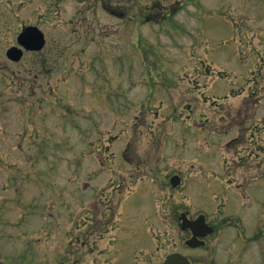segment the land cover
<instances>
[{
	"label": "rangeland",
	"instance_id": "1",
	"mask_svg": "<svg viewBox=\"0 0 264 264\" xmlns=\"http://www.w3.org/2000/svg\"><path fill=\"white\" fill-rule=\"evenodd\" d=\"M177 1L129 0L121 18L99 0H0V264H153V250L161 264L175 249L231 264L233 241L259 264L264 0L146 20ZM28 24L46 46L13 61ZM187 210L216 224L204 249L185 248Z\"/></svg>",
	"mask_w": 264,
	"mask_h": 264
},
{
	"label": "water",
	"instance_id": "2",
	"mask_svg": "<svg viewBox=\"0 0 264 264\" xmlns=\"http://www.w3.org/2000/svg\"><path fill=\"white\" fill-rule=\"evenodd\" d=\"M18 41L20 44L24 45L28 49H41L44 46L46 39L42 30H40L38 27L28 26L19 35ZM22 54H23V50L16 46L11 47L8 50V56L15 60L20 59ZM172 181L176 185L177 183L180 182V179L178 176H174ZM181 218L183 219L182 226L184 228L191 227L195 233V236L188 241L190 245L195 246L203 243L198 239L197 236L204 235L207 232L213 230V227H210L206 224L204 215H201L199 218H197L194 221L190 220L185 213L182 214ZM200 228H203V230L200 231ZM164 264H191V263L182 254L175 253L170 255L169 258L164 262Z\"/></svg>",
	"mask_w": 264,
	"mask_h": 264
},
{
	"label": "flooded vegetation",
	"instance_id": "3",
	"mask_svg": "<svg viewBox=\"0 0 264 264\" xmlns=\"http://www.w3.org/2000/svg\"><path fill=\"white\" fill-rule=\"evenodd\" d=\"M253 73V72H252ZM254 73H255V70H254ZM250 135H255V132H251L250 133ZM257 136H259V139H261L260 141H261V143H259V151H263L264 152V143L262 142L263 140H264V137H262V135H257ZM257 156H255V152H253L252 153V155L251 156H253V157H258L259 156V152H257ZM253 161L254 162H256V163H253L252 164V166H251V172H254L255 171V169L257 168V169H260L262 166H263V164H264V154L262 155V159L260 160V161H257L256 159H253ZM253 176V175H252ZM189 214V213H188ZM191 217V216H190ZM192 218H195V217H192ZM206 221L210 224V225H213L212 223H210L207 219H206ZM214 226V225H213ZM215 227V226H214ZM200 230H202V228H200ZM189 233H190V236L189 237H191L192 236V231L191 230H187ZM209 235V234H208ZM207 235V236H208ZM207 236H205L204 238H205V240H206V244L205 245H207L208 244V240L206 239V237ZM257 238H259V237H257ZM204 245V246H205ZM231 247H233V246H231ZM259 252H260V256H261V260L260 261H262L263 263H264V242L262 243V246H261V249L259 250ZM152 261H153V264H154V250H153V252H152Z\"/></svg>",
	"mask_w": 264,
	"mask_h": 264
},
{
	"label": "trees",
	"instance_id": "4",
	"mask_svg": "<svg viewBox=\"0 0 264 264\" xmlns=\"http://www.w3.org/2000/svg\"><path fill=\"white\" fill-rule=\"evenodd\" d=\"M103 1L107 8H109L113 12H116L117 14H125V10L114 8L113 5L117 4L118 6H121L120 2H125L126 4H128L127 2H129V0H114V2H112L113 0H103Z\"/></svg>",
	"mask_w": 264,
	"mask_h": 264
}]
</instances>
